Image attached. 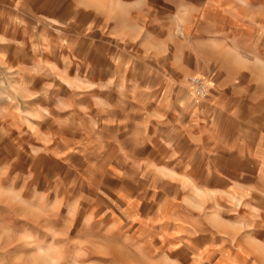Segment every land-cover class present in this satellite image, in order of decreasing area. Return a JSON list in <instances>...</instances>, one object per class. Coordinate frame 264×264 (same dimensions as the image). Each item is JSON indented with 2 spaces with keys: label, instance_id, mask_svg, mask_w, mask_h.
<instances>
[{
  "label": "rangeland",
  "instance_id": "374dc122",
  "mask_svg": "<svg viewBox=\"0 0 264 264\" xmlns=\"http://www.w3.org/2000/svg\"><path fill=\"white\" fill-rule=\"evenodd\" d=\"M259 1L0 0V264H264Z\"/></svg>",
  "mask_w": 264,
  "mask_h": 264
},
{
  "label": "crops",
  "instance_id": "0c3cea01",
  "mask_svg": "<svg viewBox=\"0 0 264 264\" xmlns=\"http://www.w3.org/2000/svg\"><path fill=\"white\" fill-rule=\"evenodd\" d=\"M251 10H248L246 16L247 21L253 26L249 28L250 43L248 45L246 54L262 53L264 54V0H260L258 3L253 4ZM259 40V42H258ZM262 40V41H261ZM259 64V63H258ZM256 67L252 65L253 71L264 69L260 64ZM264 76V75H263ZM255 86H264V84H256ZM250 160L255 168L254 179H246L244 176V183L248 181H255L257 184L264 185V124L261 131L258 133V140L255 146L251 149ZM251 176V175H250Z\"/></svg>",
  "mask_w": 264,
  "mask_h": 264
},
{
  "label": "built area",
  "instance_id": "2783aa9c",
  "mask_svg": "<svg viewBox=\"0 0 264 264\" xmlns=\"http://www.w3.org/2000/svg\"><path fill=\"white\" fill-rule=\"evenodd\" d=\"M190 87L195 97L202 98L207 94V81L204 77L194 75L189 80Z\"/></svg>",
  "mask_w": 264,
  "mask_h": 264
}]
</instances>
